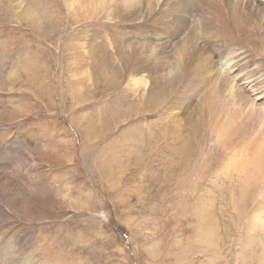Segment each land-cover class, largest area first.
I'll return each mask as SVG.
<instances>
[{"label": "rangeland", "instance_id": "rangeland-1", "mask_svg": "<svg viewBox=\"0 0 264 264\" xmlns=\"http://www.w3.org/2000/svg\"><path fill=\"white\" fill-rule=\"evenodd\" d=\"M170 4L0 0V264L261 262L264 181L235 168L252 145L221 147L212 68L176 102L179 43L211 56Z\"/></svg>", "mask_w": 264, "mask_h": 264}, {"label": "bare ground", "instance_id": "bare-ground-1", "mask_svg": "<svg viewBox=\"0 0 264 264\" xmlns=\"http://www.w3.org/2000/svg\"><path fill=\"white\" fill-rule=\"evenodd\" d=\"M222 2L224 3L222 0H171V4L167 6L169 11L162 12L163 15L179 14L170 20L171 31L178 32L190 22L192 4L199 18V23L196 25L193 23L194 31H206L205 38L214 47L206 44L204 38L202 40L200 38V42L205 44L211 56L209 59L205 53L189 50L197 49L194 34H189L179 43V67L182 64L184 69L179 68L178 72L171 76L169 80L171 92L176 90L175 97H178L176 102L183 101V96L188 93L191 85L190 82L197 80V73L201 69L210 72L212 68L217 84V95L221 99H217V108L213 112L212 118L215 120L212 124L217 126L213 129L220 131L221 123L225 122L232 126L221 139L223 143L221 147L225 148L229 145L231 139L234 141L232 140L233 142L225 149L233 148L242 141L250 143L252 145V147L248 145L251 147L250 152L235 161V168L242 171L246 176L243 177L252 182L257 178L264 181V7L260 6L263 2L262 0H226L223 5ZM151 8L144 7L141 18H145V13L153 14ZM158 40L159 42L153 41L160 43V39ZM217 40H221V44L217 43ZM180 83L182 84L179 85ZM174 108L178 109V105L176 104ZM254 120L257 123L252 128ZM254 130H257L258 137L251 140L250 134ZM245 173L251 174V179ZM49 193L50 190L37 196L43 200L44 194ZM261 248L262 260L257 264H264V243H261Z\"/></svg>", "mask_w": 264, "mask_h": 264}]
</instances>
